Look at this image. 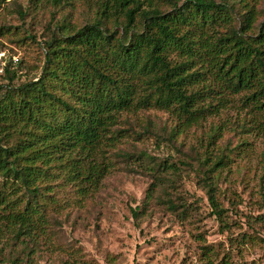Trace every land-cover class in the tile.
<instances>
[{"label":"trees","instance_id":"trees-1","mask_svg":"<svg viewBox=\"0 0 264 264\" xmlns=\"http://www.w3.org/2000/svg\"><path fill=\"white\" fill-rule=\"evenodd\" d=\"M84 1L94 3L95 18L56 24L37 44L36 80L14 84L19 60L0 50V228L15 236L45 227L54 181L81 199L98 190L110 165L99 159L123 137L115 128L124 114L166 112L173 137L238 97L264 134L260 0ZM225 163L214 158L212 171Z\"/></svg>","mask_w":264,"mask_h":264},{"label":"rangeland","instance_id":"rangeland-1","mask_svg":"<svg viewBox=\"0 0 264 264\" xmlns=\"http://www.w3.org/2000/svg\"><path fill=\"white\" fill-rule=\"evenodd\" d=\"M94 18L84 0L0 3V50L20 63L14 84L36 80L57 23ZM255 123L238 97L173 137L166 112L122 115L123 137L99 159L110 165L98 190L81 199L54 181L44 228H0V264H264V134ZM221 155L225 165L212 171Z\"/></svg>","mask_w":264,"mask_h":264},{"label":"built area","instance_id":"built-area-1","mask_svg":"<svg viewBox=\"0 0 264 264\" xmlns=\"http://www.w3.org/2000/svg\"><path fill=\"white\" fill-rule=\"evenodd\" d=\"M3 57H4V54L3 53H1L0 54V64H2V59H3ZM3 71V69H2V65H0V73Z\"/></svg>","mask_w":264,"mask_h":264}]
</instances>
